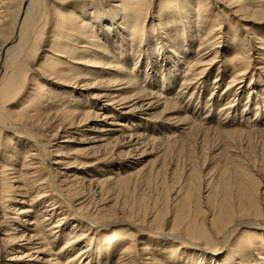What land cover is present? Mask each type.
Masks as SVG:
<instances>
[{
  "label": "bare ground",
  "instance_id": "6f19581e",
  "mask_svg": "<svg viewBox=\"0 0 264 264\" xmlns=\"http://www.w3.org/2000/svg\"><path fill=\"white\" fill-rule=\"evenodd\" d=\"M0 264H264V0H0Z\"/></svg>",
  "mask_w": 264,
  "mask_h": 264
},
{
  "label": "rangeland",
  "instance_id": "374dc122",
  "mask_svg": "<svg viewBox=\"0 0 264 264\" xmlns=\"http://www.w3.org/2000/svg\"><path fill=\"white\" fill-rule=\"evenodd\" d=\"M47 39H44V41L42 42V45L44 46L46 43ZM41 45V46H42ZM41 54H37L36 53V59L35 61L39 60V56ZM34 73H32L31 71L29 72V75H32ZM35 75V74H34ZM63 138H59V140H62ZM77 147H81L78 144H74L71 146V148H77ZM80 159V157H78ZM115 196V195H113ZM106 197V195H104V198ZM139 196L137 194H129V195H122V193L118 196V199L116 198L115 201L111 202L112 206L115 207L114 209V213H117L119 215H127L130 213V211H136V207H137V202L139 201ZM146 202V201H144Z\"/></svg>",
  "mask_w": 264,
  "mask_h": 264
}]
</instances>
